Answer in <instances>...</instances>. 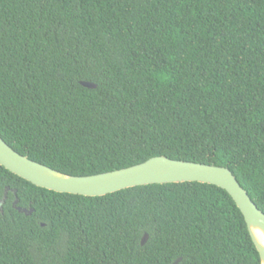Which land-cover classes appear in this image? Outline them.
I'll return each mask as SVG.
<instances>
[{
  "label": "trees",
  "instance_id": "16d2710c",
  "mask_svg": "<svg viewBox=\"0 0 264 264\" xmlns=\"http://www.w3.org/2000/svg\"><path fill=\"white\" fill-rule=\"evenodd\" d=\"M0 138L72 177L226 168L264 214V0H0ZM6 189L0 264H260L212 185L82 197L0 166Z\"/></svg>",
  "mask_w": 264,
  "mask_h": 264
},
{
  "label": "water",
  "instance_id": "95a60500",
  "mask_svg": "<svg viewBox=\"0 0 264 264\" xmlns=\"http://www.w3.org/2000/svg\"><path fill=\"white\" fill-rule=\"evenodd\" d=\"M88 89L96 85L80 83ZM0 166L11 174L27 181L35 187L60 194L82 197H102L120 190L147 185L199 183L224 190L233 200L242 214L250 238L258 252L260 264H264V214L251 201L246 191L241 188L233 174L226 168L197 163L174 161L166 157H154L142 164L118 171L87 176L72 177L54 171L44 165L33 162L12 150L0 138ZM7 190L0 200V212L5 202ZM15 195V191H13ZM15 199L12 207L18 213L30 215L31 210L17 207ZM147 240L145 234L141 240ZM176 260L173 264H177Z\"/></svg>",
  "mask_w": 264,
  "mask_h": 264
},
{
  "label": "flooded vegetation",
  "instance_id": "af4514ba",
  "mask_svg": "<svg viewBox=\"0 0 264 264\" xmlns=\"http://www.w3.org/2000/svg\"><path fill=\"white\" fill-rule=\"evenodd\" d=\"M13 204V203H12Z\"/></svg>",
  "mask_w": 264,
  "mask_h": 264
}]
</instances>
